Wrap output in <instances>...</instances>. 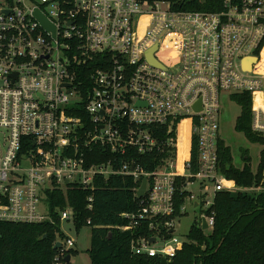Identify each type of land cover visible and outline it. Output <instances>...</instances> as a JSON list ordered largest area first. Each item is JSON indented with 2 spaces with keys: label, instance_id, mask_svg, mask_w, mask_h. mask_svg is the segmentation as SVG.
Masks as SVG:
<instances>
[{
  "label": "built area",
  "instance_id": "1",
  "mask_svg": "<svg viewBox=\"0 0 264 264\" xmlns=\"http://www.w3.org/2000/svg\"><path fill=\"white\" fill-rule=\"evenodd\" d=\"M222 6L212 13L153 0H0V223H53L48 192L121 176L136 183L139 208L123 214L120 228L141 233L133 253L173 259L186 242L176 228L189 206L201 209L196 222L211 232L217 193L260 192L219 172L218 145L225 92L250 95L252 130L264 137V0ZM94 147L114 157L89 165ZM132 153L165 157L146 171ZM181 191L188 196L179 216ZM73 219L71 208L60 216ZM75 246L67 236L54 264H67Z\"/></svg>",
  "mask_w": 264,
  "mask_h": 264
},
{
  "label": "trees",
  "instance_id": "2",
  "mask_svg": "<svg viewBox=\"0 0 264 264\" xmlns=\"http://www.w3.org/2000/svg\"><path fill=\"white\" fill-rule=\"evenodd\" d=\"M168 1L176 11L216 13L223 9L222 0ZM84 77L87 81L90 79L88 75L87 79L86 75ZM81 79L77 80L78 85ZM233 100L241 108L236 131L244 134L250 142L261 145L263 150L256 171L252 170L250 156L246 152L243 153L244 166L237 168L231 148L220 140L219 172L239 188H259L261 191L217 193L213 206L216 214L213 231L206 233L195 221L183 249L173 259L136 255L131 242L141 233L139 230L124 232L120 229L127 224L123 214L136 212L139 208L134 195L136 183L121 176L98 178L94 189L70 185L66 190L48 192L53 223H0V264H54L59 253L55 245L67 238L60 216L68 208L74 212L73 228L77 233L84 228L92 231L88 250L91 264H264V137L252 130L250 95H233ZM86 154L89 165L107 162L114 157L103 147H94ZM164 157L161 153H132V158L139 161L146 171L154 170ZM192 158L195 162L198 153H193ZM91 196L93 208L89 210L88 198ZM187 196L186 191H181L178 196L179 216ZM147 232L145 229L144 233ZM76 254L75 249L69 252L71 258Z\"/></svg>",
  "mask_w": 264,
  "mask_h": 264
},
{
  "label": "rangeland",
  "instance_id": "3",
  "mask_svg": "<svg viewBox=\"0 0 264 264\" xmlns=\"http://www.w3.org/2000/svg\"><path fill=\"white\" fill-rule=\"evenodd\" d=\"M163 4L168 0H153ZM166 8V4L162 5ZM160 58V55H158ZM164 61V60H163ZM264 63V61H263ZM221 113H220V138L231 148L233 163L237 168L244 166L243 153H249L250 166L253 171H256L260 163V153L263 147L258 144L250 142L244 134L236 131V121L241 114L240 106L233 100L232 93L221 94ZM194 194L199 195L198 190L194 191ZM211 194V191H210ZM211 200V198H210ZM200 208H193L189 206L188 212L178 220L176 228V236L180 239L187 241L188 235L192 226L198 219ZM62 230L67 236H70L76 240V246L74 249L77 251L76 255L71 258L70 264H91V259L88 254V250L91 247L92 231L90 228H84L79 233L73 228L71 222H62ZM206 233H209L206 231Z\"/></svg>",
  "mask_w": 264,
  "mask_h": 264
},
{
  "label": "water",
  "instance_id": "4",
  "mask_svg": "<svg viewBox=\"0 0 264 264\" xmlns=\"http://www.w3.org/2000/svg\"><path fill=\"white\" fill-rule=\"evenodd\" d=\"M35 17L40 21V23L42 24L44 29H46L47 31H52L53 33H55V27L45 18V16L42 13H40L39 11H36ZM150 61L154 64H158L157 61L154 59V57L151 54H150ZM146 186H147V180L145 179L141 185V188L138 191V197L141 198L145 195ZM202 229L204 231L208 229L207 224H206L204 219H203ZM152 242H155V240L152 239ZM60 248H61V243L58 242L55 245V250H58ZM65 262L70 263L71 262V256H67L65 259Z\"/></svg>",
  "mask_w": 264,
  "mask_h": 264
},
{
  "label": "bare ground",
  "instance_id": "5",
  "mask_svg": "<svg viewBox=\"0 0 264 264\" xmlns=\"http://www.w3.org/2000/svg\"><path fill=\"white\" fill-rule=\"evenodd\" d=\"M254 61V60H253ZM264 61V60H263Z\"/></svg>",
  "mask_w": 264,
  "mask_h": 264
}]
</instances>
